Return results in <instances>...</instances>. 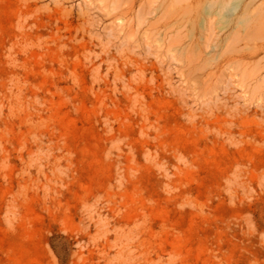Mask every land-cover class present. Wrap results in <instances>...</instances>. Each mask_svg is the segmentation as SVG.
I'll return each mask as SVG.
<instances>
[{
	"label": "rangeland",
	"instance_id": "1",
	"mask_svg": "<svg viewBox=\"0 0 264 264\" xmlns=\"http://www.w3.org/2000/svg\"><path fill=\"white\" fill-rule=\"evenodd\" d=\"M0 264H264V0H0Z\"/></svg>",
	"mask_w": 264,
	"mask_h": 264
},
{
	"label": "bare ground",
	"instance_id": "2",
	"mask_svg": "<svg viewBox=\"0 0 264 264\" xmlns=\"http://www.w3.org/2000/svg\"><path fill=\"white\" fill-rule=\"evenodd\" d=\"M239 4H240V2H239ZM239 4H233V7H230V8H232V9H228V13H229V15H230V12L231 13H233L232 11H236L239 7ZM246 9V8H245ZM248 9H250L249 7H247V9L245 10V11H247ZM230 11V12H229ZM228 13H226V14H228ZM235 13V12H234ZM233 16V15H232ZM245 16L248 18V12H245ZM245 17V18H246ZM247 18H246V21H247ZM247 23V22H246ZM248 23H249V21H248ZM236 29H237V27H235ZM246 33H248V30H246ZM247 36H248V34H246ZM41 185V184H40ZM22 224V223H21ZM30 231V230H29Z\"/></svg>",
	"mask_w": 264,
	"mask_h": 264
}]
</instances>
